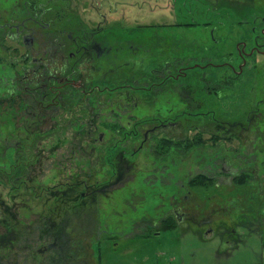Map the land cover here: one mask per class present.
Here are the masks:
<instances>
[{
    "label": "rangeland",
    "instance_id": "rangeland-1",
    "mask_svg": "<svg viewBox=\"0 0 264 264\" xmlns=\"http://www.w3.org/2000/svg\"><path fill=\"white\" fill-rule=\"evenodd\" d=\"M253 2L257 7L262 4V0ZM128 3L109 4L105 0L100 10L114 11L111 18L125 13L129 21L137 19L139 23H189L147 34L168 39L173 54L182 51L188 64H206L202 73L195 75L190 71L188 75L187 91L183 94L187 96L186 105L180 103L182 99L175 88L171 89V96L166 95L171 97L173 118L181 121L170 126V145L166 142L169 154L160 158L150 152L155 142L161 140L156 137L133 155L132 147L139 143L134 138L127 139L120 170L115 150L120 135L108 130L103 142L92 143L90 138L91 142L86 143L85 133L84 137L78 134L74 137L77 127H69L64 134L56 129L40 138L38 145L31 144V138L24 140L21 150L10 151L11 156L6 158L0 125V264H140L144 254L151 259H157L158 254L160 259V252L161 261L167 260L169 264H264V55L253 54L244 68V74L250 70V75L236 79L231 78L228 64L224 63L229 61L227 52L234 50L237 41L253 38L260 30L257 24L249 27L242 20L262 12L252 8L240 14L239 4L230 9L224 8L223 3L208 5L207 0H128ZM90 14L91 9L83 11L81 16L87 18ZM127 24L131 25L125 21L124 25ZM129 27L124 29L131 31ZM231 61L236 67L241 62L238 58ZM201 74L206 81L218 78L207 86L221 83L220 97L207 87L200 90ZM3 75L0 68V90ZM109 96L116 105L137 97L132 89L125 88ZM148 109L142 107L141 115H151ZM105 112L110 115V111ZM131 113H124V125ZM83 114L77 112L76 116L85 119L88 114ZM71 117V113L64 114L59 124H69ZM68 137H74L70 138L71 143ZM57 147L56 154L55 149L51 153V148ZM70 149H75L76 160L73 164H61L67 169H55L60 162L56 155L62 151L68 154ZM38 151H43V159L34 158ZM106 153L107 170H101ZM85 157L99 167L93 171V184L98 181L101 188L107 189L94 198H82L85 187L66 182H79L86 177L89 166ZM22 164L23 169L18 171ZM240 173L246 174L245 183L236 182L235 176ZM201 175L207 179L204 184H189ZM250 198L261 203V226L256 230L234 217L248 211ZM177 200L189 211V215L180 219L172 214L170 207ZM97 212L98 220L88 218ZM49 215L54 217L45 219ZM66 215L87 219L66 218ZM165 217H171L175 227L160 230ZM203 218L224 221L231 227L233 218L239 221L235 227L237 241L222 244V229L219 234L203 237L201 227L194 224ZM47 223L52 228L50 234L35 230ZM89 223L94 227L93 237L85 239L88 230L85 226ZM54 234L63 246L61 250L58 246L45 248L56 241Z\"/></svg>",
    "mask_w": 264,
    "mask_h": 264
},
{
    "label": "flooded vegetation",
    "instance_id": "flooded-vegetation-1",
    "mask_svg": "<svg viewBox=\"0 0 264 264\" xmlns=\"http://www.w3.org/2000/svg\"><path fill=\"white\" fill-rule=\"evenodd\" d=\"M107 1L109 4L112 1L128 3V0ZM253 1L242 0L240 3L239 0L237 2L207 0L208 5L223 3L224 8L230 9V6L239 4L240 14L242 11L245 13L252 11V8H258L257 10L262 12L254 18L250 15L249 18L242 20L249 27L253 23L257 24L262 32L259 30L253 38L237 41L234 50L227 52L229 61L224 63L228 64L232 73L230 76L234 79L244 74V68L253 54L264 55V0L260 5L257 3L259 7ZM104 2L105 0H0V68L4 70L0 90V125L6 158L11 156L10 151L21 150L24 140L31 138V144L38 145L40 138L46 137L56 129H61L64 134L69 127L73 129L77 127V131L72 130L76 132L74 137L77 134L78 137H84L82 135L85 133L88 139L86 143L91 139L92 143L103 142L108 130L120 135L121 140L115 147L120 170L125 154L122 148L124 143L127 145V139L134 138V141L139 143L138 146L133 145V155L138 154L148 141L154 142L156 137L161 140L155 142L151 150L148 148L150 152L160 158H165L169 154L166 142L170 145V126L172 123L181 122L172 116L174 108L171 104L170 91L175 88L182 99L180 103L186 105L187 96L183 94L187 91L188 75L190 71L195 75L202 73L206 64L201 62L188 64L182 51L173 54L172 44L168 39L162 38L163 36L156 39V36L147 32L189 23L177 21L139 23L137 19L129 21L125 13L121 17L117 15L111 18L114 11L104 13L100 10ZM90 9L93 16L91 14L87 18L81 16L83 11ZM125 21L131 25H124ZM125 26H130L127 29L131 31L125 30ZM249 31L252 29L249 28ZM235 58L241 60L237 67L231 61ZM244 75L249 76L250 70ZM203 77L204 74H201L199 78V81L203 82V88L200 90L207 87L209 92L220 97L221 83L217 82L218 84L211 88L207 86L208 82L218 78H208L206 81ZM223 81L227 79L224 78ZM182 82L185 84L182 85ZM124 88L132 89L137 95L136 99L118 102L117 105L115 101L108 99L110 93ZM168 94L170 96L166 98ZM144 106L151 110V115H141ZM105 111H110V115ZM130 111L132 113L124 125L122 117L124 118V113ZM77 112L88 115L81 119L76 116ZM66 113H71L73 118H70L69 124L60 125L59 118ZM94 113L96 116H93ZM54 120L55 122H52ZM50 122L52 124H49ZM74 137H68L70 143ZM54 149L56 154L58 147L51 148V153ZM75 152V149H70L68 154L64 151L57 154L60 162L59 166L57 164L54 166L55 169H67V166H61L63 163L73 164L76 160ZM42 153L43 151L36 152L34 158L43 159ZM107 153L103 157L101 170H107ZM90 161L86 160L89 170L84 169V172L87 171L84 179L79 182L66 181L67 185L72 183L71 186L85 187L82 198H94L95 195L107 190L101 188L98 181L93 184L92 178L95 176L93 171L99 167L97 163ZM24 164L28 167L26 162ZM22 166L23 164L19 165L17 170L21 171ZM12 170L11 168L9 171L10 177L13 174ZM122 177L120 175L121 180ZM173 202L170 205L173 209L172 214L178 219L189 215V211L186 212L180 200ZM259 204L261 205L260 201ZM260 205L254 213L241 211L234 217L249 223L251 230L259 229ZM236 219H232L235 221L232 227L224 221L208 218H203L201 224L193 223L199 225L207 237L210 233L212 236L221 233L222 229V244L231 245L238 239L235 227L239 221L236 222Z\"/></svg>",
    "mask_w": 264,
    "mask_h": 264
},
{
    "label": "trees",
    "instance_id": "trees-1",
    "mask_svg": "<svg viewBox=\"0 0 264 264\" xmlns=\"http://www.w3.org/2000/svg\"><path fill=\"white\" fill-rule=\"evenodd\" d=\"M235 179H236V182L237 183H240V184H242V183H245L246 182V179H247V177H246V174H243V173H240V174H237L236 176H235ZM207 179H206V177L205 176H198L197 178H195L194 180H191L190 182H189V184L191 185V186H196V185H202V184H204L205 183V181H206ZM257 180V179H256ZM258 181V180H257ZM207 183V182H206ZM217 186H219V185H216L215 184V187H217ZM250 195H251V192H250ZM250 200H251V198H250ZM258 206H259V204L257 203V202H254V201H252V202H250V205H248V212H252V213H254L257 209H255V208H258ZM227 207V206H226ZM226 207H225V209H226ZM98 215V214H97ZM52 217H54V216H51V215H49V216H46L45 217V219H48L49 220V218H52ZM66 218H79V219H85L86 217H68V215H66L65 216ZM100 216H90V214H89V216H88V218H93V219H97L98 220V218H99ZM165 218H167L166 220H163V222H162V225L161 226H159V228H161L160 230H163V229H167V228H172V227H175V225H174V223H172L171 222V217H165ZM87 219V218H86ZM260 220V219H259ZM81 222H82V220H81ZM82 224V223H81ZM43 228H40V227H36V229L35 230H37V231H42L43 233L44 232H48L49 234L51 233V231H52V228H51V226L47 223L46 225H44V226H42ZM84 227V226H83ZM92 225L89 223L88 225H86L85 226V229H88L87 230V232H86V234L84 235V237L83 238H85V239H90V238H92L93 237V232H92ZM94 228V227H93ZM80 233V232H79ZM104 233H105V231H104ZM202 233V236L203 237H206V235L205 234H203V232H201ZM81 234V233H80ZM54 236V240H56V241H54V242H52V243H50L51 245H52V247L51 248H49V250L50 249H57V248H59V250H61V247H63V246H60L59 245V238H58V236H56V234H54L53 235ZM107 238H109V237H107ZM207 238V237H206ZM48 246H49V244H48ZM48 246H46L45 248H47ZM56 246H58L57 248H56ZM48 249V248H47Z\"/></svg>",
    "mask_w": 264,
    "mask_h": 264
},
{
    "label": "crops",
    "instance_id": "crops-1",
    "mask_svg": "<svg viewBox=\"0 0 264 264\" xmlns=\"http://www.w3.org/2000/svg\"><path fill=\"white\" fill-rule=\"evenodd\" d=\"M160 233V232H159ZM155 234H157L158 235V233H155ZM161 254H160V259L157 257V255H156V258L157 259H151L150 258V256L148 255V254H144L143 256H142V258H141V263L140 264H169V261H167V260H165L164 262H162L161 261V258H162V256H163V253L162 252H160ZM152 260V261H151ZM249 264H251V263H249Z\"/></svg>",
    "mask_w": 264,
    "mask_h": 264
},
{
    "label": "water",
    "instance_id": "water-1",
    "mask_svg": "<svg viewBox=\"0 0 264 264\" xmlns=\"http://www.w3.org/2000/svg\"><path fill=\"white\" fill-rule=\"evenodd\" d=\"M51 247H52V245H51V244H49V246H48L47 248L49 249V248H51Z\"/></svg>",
    "mask_w": 264,
    "mask_h": 264
}]
</instances>
